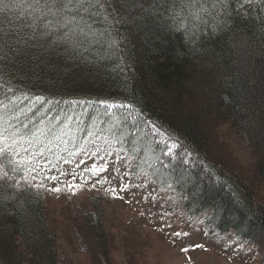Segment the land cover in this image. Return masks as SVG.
Wrapping results in <instances>:
<instances>
[{
  "label": "trees",
  "instance_id": "trees-1",
  "mask_svg": "<svg viewBox=\"0 0 264 264\" xmlns=\"http://www.w3.org/2000/svg\"><path fill=\"white\" fill-rule=\"evenodd\" d=\"M31 2L9 0L0 12V101L13 117L2 138L27 139L29 129L45 140L107 138L137 160L133 172L180 195L189 217L207 216L211 232H233L264 258V0L215 9L216 0H197L196 10L208 9L199 20L181 0H111L107 22L86 17L97 34L75 47L52 43L66 29L42 36L56 18L34 19ZM224 125L251 150L249 166ZM0 163L15 177L4 183H16L22 175L8 152ZM21 189H0L15 193L0 201V264H62L44 195ZM91 203V229L110 264L103 204Z\"/></svg>",
  "mask_w": 264,
  "mask_h": 264
},
{
  "label": "rangeland",
  "instance_id": "rangeland-1",
  "mask_svg": "<svg viewBox=\"0 0 264 264\" xmlns=\"http://www.w3.org/2000/svg\"><path fill=\"white\" fill-rule=\"evenodd\" d=\"M221 130L239 163L252 164L253 155L242 137L227 125ZM59 137H39L31 145L27 139L13 143L0 138V147L7 149L20 171V186L29 187L25 177L32 185L43 184L31 188L44 195L62 264H109L100 256L91 229L95 198L103 204L110 264H264L252 244L240 242L233 232H211L205 226L207 216L189 217L183 198L172 188L161 189L146 173L133 172L137 160L109 139L95 136L81 144L68 133ZM68 183L77 185L75 194ZM259 200L264 205V186Z\"/></svg>",
  "mask_w": 264,
  "mask_h": 264
},
{
  "label": "snow or ice",
  "instance_id": "snow-or-ice-1",
  "mask_svg": "<svg viewBox=\"0 0 264 264\" xmlns=\"http://www.w3.org/2000/svg\"><path fill=\"white\" fill-rule=\"evenodd\" d=\"M163 2V0H161ZM184 7L189 8L192 10L191 14L193 17L197 20L200 19V12H207L208 9L205 8L203 5H201L199 10H196V2L197 0H181ZM173 3H175V0H173ZM106 5L108 7L111 6V0H32L31 3L27 4V7L31 8L34 13L38 12L40 13L39 16H35L34 19H41L43 16L51 15L56 18L55 23L53 21H48L42 25L44 29H47V31L42 33V36H50L54 31H57L59 28L66 29L63 36L56 37L52 41L53 44L56 43L57 40H73L75 47L76 44L83 45L84 41L91 42L90 38L96 36V32L93 30L92 25L87 23L86 17L93 16V17H100L104 22H107L108 20V13L106 11ZM218 5H222L224 7L227 6V0H216L215 3L212 4V8H217ZM12 5L9 3V0H0V12L6 11L8 8H10ZM46 10V11H45ZM115 9H113L114 13ZM180 28H183L184 25L180 24ZM108 29H105V32H107ZM100 35H103V33H100ZM0 39H2V35H0ZM99 42L98 40L96 41ZM110 48H117L118 44L113 39L109 43ZM0 75H2V68H0ZM9 91H13V89H9ZM27 98V97H25ZM37 99H40L37 97ZM42 102V101H41ZM13 117L8 115V105H5L3 101H0V138L3 137L4 133L7 132V125H10L11 119ZM25 129L28 128L27 125L24 126ZM55 139H59V136H55ZM39 137H47V133L37 129L36 131L28 130V136L26 143L31 145L35 142V140ZM13 143H15V139L13 137ZM43 143V141H41ZM167 145V142H165ZM11 146V145H10ZM169 147V153L171 154ZM7 149L4 147H0V154L6 153ZM27 151V149H25ZM40 155H43L42 150H38ZM101 171H106V169H100ZM53 179L54 181L59 182V179L57 177H46V179ZM75 178V175H74ZM15 177L10 176L7 171L4 170L3 167H0V189L6 190L7 187H11L13 189H16L17 191H22L20 183H11L6 184L4 182L7 181H13ZM33 179H35V176H33ZM25 183L28 184L29 187H43V184L39 185H32L27 181V177L24 178ZM86 183V181H84ZM69 191H72V194H75V189L77 188V185L74 183H68L66 185ZM50 191L54 192H60V188H52L49 189ZM124 190V189H122ZM114 191V190H113ZM15 196V193H13L12 196H0V201L5 199H13ZM177 236L180 235V233H176ZM198 247H202L198 245ZM184 251H188L187 248L183 249Z\"/></svg>",
  "mask_w": 264,
  "mask_h": 264
}]
</instances>
